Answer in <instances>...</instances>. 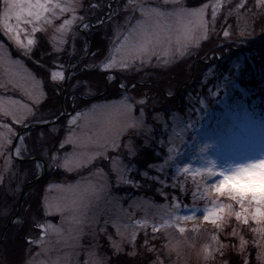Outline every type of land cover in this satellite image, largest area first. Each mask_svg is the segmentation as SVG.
<instances>
[{"label": "snow or ice", "instance_id": "6c2138e0", "mask_svg": "<svg viewBox=\"0 0 264 264\" xmlns=\"http://www.w3.org/2000/svg\"><path fill=\"white\" fill-rule=\"evenodd\" d=\"M115 2L117 3L115 8L112 7L113 0H107L103 4L92 3L90 9L93 14L108 9L104 14L97 16L93 23L88 16L77 14L81 7V0H0V31L15 45L21 55L31 59L34 49L39 44L38 34H45L49 28L53 29V34L48 42L52 52L59 54L65 51L70 35L74 44L75 38L82 33L90 32L94 28H106L112 24L114 39L110 43L107 54L98 64L87 65L89 69L95 68L107 73L105 78L111 83L115 79L113 72L127 71L134 67L137 61L144 64L148 63L152 56H157L158 63L163 58V63L168 64L176 58H183L186 54H190L191 50L200 48L203 41L210 39L220 10L224 6V0H214L210 4H202L193 8L187 7L185 0H164L165 5H171L170 8L150 6L145 0H125L122 7L120 0H115ZM246 7V0H239L229 15L234 12L239 18L240 10ZM255 7L264 9V0H255ZM209 8H211V21L206 19ZM122 13L123 30H121V24L116 21ZM210 24L213 26L211 31ZM241 34H249L247 26L241 29ZM223 35L225 39H229L230 29L223 30ZM87 47L86 43L85 51ZM33 62L36 63V61ZM236 67L239 69L240 65ZM63 68L62 64H57L56 70L51 71L50 79L53 84H62L66 79H70ZM225 81L231 89L232 85L228 84L227 78ZM8 86L18 90L37 109L47 99L43 79H38L21 60L13 59L6 45L0 43V88ZM120 87L126 89L127 86L121 83ZM230 99L231 91H225L224 96L217 103L231 111L245 115L254 113L255 105L253 103L250 106L245 102L246 94L245 98H238L234 103H230ZM145 103L144 99L136 101L141 108L139 116L135 115L136 104H133L124 92L119 100L103 104L95 103L78 110L75 114L67 116L64 135L54 149L50 151L46 146L43 147L40 154L49 160V169L56 167L67 173H82L85 169L89 171L87 175H80L74 183H49L46 192H56L60 195H46L41 207L44 217L58 216L59 223H53L47 219L38 220L33 216L32 224L39 230L40 235L28 240V244L41 248L38 256L48 252L44 245L50 236H55L58 242L62 240L67 244L69 238L78 241L84 235V226L90 220L99 223L102 211H98L92 217H89L88 213L94 206L98 207L101 201L111 204L115 199L111 191L112 176L116 177L117 187L122 184L140 186L131 179V172L135 170V165L125 163L121 150H126L129 159L135 158L137 149L132 140L131 134L133 133L143 136L144 147H150L154 129L146 123ZM18 112L21 114L17 115ZM64 115L63 111L59 115L51 114L54 118L44 114L38 115L37 110L28 103L0 96V116L11 117L13 124L23 127H31L35 124L49 125L46 132L41 131L39 141H43L46 136L55 138L60 133L61 129L57 126L56 120ZM29 118H32L31 123L26 124ZM16 135L9 124L0 122V156H4L7 152L3 170L0 171V184L4 181L5 173L11 172L15 161H25L29 158L25 139L30 133L19 135L17 137L19 142L14 150L9 151L12 137ZM176 135L178 139H182V133ZM126 136L128 139L124 141ZM174 150V148H169L168 151L172 153ZM172 159L171 155L167 158L169 161ZM98 161L107 162L108 168L105 169ZM33 164L36 174L42 175L44 164L34 158ZM149 168L153 166L149 165ZM153 170L162 171L163 169L161 167ZM208 171L210 173V170ZM177 172L184 175L192 173V179L195 180L196 177H201L202 170L193 171L185 167ZM141 175L145 178H152L149 177L147 171ZM152 179L154 182H159L158 178ZM196 195L203 198L202 192L193 193V196ZM173 207L178 208L179 205L174 204ZM209 215L210 213L206 211L204 214L206 221ZM191 218L193 217L174 215L171 220H164L160 227L167 228L173 225V221ZM236 220L243 225H249V219L241 213H237ZM13 223L22 226L25 221L16 219ZM104 223L106 225L108 221L105 220ZM251 223L256 224L257 221L253 219ZM113 226L116 227L115 224ZM135 227H147V221H136ZM153 230L159 231L156 227ZM65 231L68 236H65ZM101 231H106V229H101ZM251 231L260 237V240H254L253 243L258 249L257 259L264 261V245L260 242L264 241V233L258 232L256 228H251ZM117 233L119 234L118 227ZM237 233L236 229H233L232 235L236 236ZM109 239L111 240V237ZM135 239L134 231L129 238V243H134ZM112 243L116 251L121 250L115 241ZM246 244L247 241L241 242V251L245 250ZM69 260L70 255L65 254L63 258L57 257L50 262L37 261L34 258L29 264H69ZM85 264L88 262L85 261Z\"/></svg>", "mask_w": 264, "mask_h": 264}, {"label": "rangeland", "instance_id": "374dc122", "mask_svg": "<svg viewBox=\"0 0 264 264\" xmlns=\"http://www.w3.org/2000/svg\"><path fill=\"white\" fill-rule=\"evenodd\" d=\"M186 1L187 0H185V2ZM231 1L232 0H224V6L220 10V14L214 25V32H211L210 37L215 39V37L217 36L218 27H221L225 23V19L227 17L233 15L236 18L237 27H239L237 28V31L240 30L241 32V29H244L247 26V32L249 34L242 35L240 33L238 34V37H235V34L231 33V37L229 39H225L224 35L222 34L219 40L221 39L225 43L231 40L233 44L232 46L233 50L236 49V47L237 50H241L243 48H238L239 45L246 46L247 44L251 46L250 47L251 49L260 47V46L255 47V45L260 43L261 39L255 40L256 36H252L253 33H250L251 25H253V21L251 19L252 15H250L246 10L240 11L239 18L234 12L233 14L229 15V13L232 12L233 9H235V4L231 5L230 3ZM106 2L107 0H81V7L78 9L77 14L82 16L86 15L88 16V18L97 14L98 12H100V14L102 15L108 9H104L103 11H97L95 14H93L90 9V5L92 3L103 4ZM124 2L125 0H120L121 7L123 6ZM145 2L150 6H158L161 8L171 7V5H165L164 0H145ZM212 2H214V0H208L203 4H210ZM112 7L113 8L117 7V3L115 2V0H113ZM189 8H193V7H189ZM220 17L223 19H220ZM206 19L211 21V8H209L207 11ZM116 21H118L121 24V30H123V24H124L123 13L121 14L120 17L116 18ZM212 27L213 26L210 24L209 25L210 31ZM94 30L97 33L99 32L100 48L97 47L93 53H91V48H90L91 46L89 47V43H88L87 51H85L87 36H84V34L88 35L89 32L82 33L81 35L77 36L75 38L74 44H73V38L70 35L68 37V43L67 45H65V51L59 53L61 54V56L63 55V58H60L59 54L54 53L55 57H59V58L58 61L54 64V67L50 68L49 70V81L54 87L53 89L56 92V94L60 95V106L55 102L50 111L45 106L48 103L46 99L37 109L35 105H32V102L30 100H27L26 97L22 96L18 90L13 89L11 86H8L7 88H0V96L5 98H12L15 100H20L24 103H28L30 106H32L34 109L37 110L38 115L44 114L46 116H50V118H54V116H51V114L59 115L61 111L65 110L66 114L59 121H61L64 117H66L67 119V116H69L71 112L67 111L66 109L67 105L64 100L66 95V88L68 87L69 80L73 77L75 73V69L78 67V70L81 68L85 72L88 73L92 72L95 68L89 69L87 65L98 64L107 54L108 49L110 47V43L114 39V28L112 24H109L106 28L103 27L98 29L94 28ZM52 34H53L52 28H49L45 34H38L39 41L41 42V44L47 46L48 53H53L51 49V45L48 42ZM4 37L7 39V41L10 44H7L1 40L0 43L5 44L7 50L10 53L11 52L14 53V54L11 53L12 58L21 60L25 64V66L31 72H33V74L37 76L38 79H43L40 75L34 72V69L29 67V64L33 62V57L29 59L21 55V53L16 49L15 45H13L5 35ZM206 41L207 40L202 42L200 48L191 50L190 54H186L183 58H176L171 63L164 64L163 58H161L160 62L158 63L157 56H152L148 63L141 64L139 61H137L135 66L130 68L129 70L124 72L115 71L112 73V75L115 77V79L116 78L118 79L117 80L118 87L121 90L124 91L126 90L125 92L129 96L133 104H136L138 98L136 99L132 98L130 90L136 84L134 83L132 85H129L126 89L121 88L120 85L122 82L119 79V77H122V79L125 78V76L131 72V70L139 71V70L147 69L150 71H157L161 73L166 72V74L168 75L169 71L173 67L185 61L183 68L180 72V76H177L176 74L175 78L170 80V82L166 86L160 87V90L168 89L167 90L168 93H165L164 90L163 91L165 93V96L169 97L173 93H174L173 95H175L182 92L185 89V87H187L188 84L191 90L194 84L198 86L199 89H201L206 84H208L210 79L213 77V67L211 66V64L215 62V60L220 61L222 59V56L228 54V52L230 51V48H223L221 54L218 53L215 54L214 51H211L209 47H205V44L203 45V43L204 42L206 43ZM102 45L104 47H102ZM43 64L45 63L43 62ZM57 64H62L64 66L63 70L66 76L70 77V79H67L63 100H61V91L64 82L62 84H53L50 79V73L51 71L56 70ZM237 65L242 66L243 64L242 62H240ZM204 66H208V67L205 69ZM41 69L45 70L43 66H41ZM203 69L204 71H202ZM184 72L187 73L188 78L182 79L181 77H183ZM106 76L107 73H105V77ZM105 77L104 80L106 83V89L104 92H106L107 85L109 84V82L106 80ZM171 78H173V76H171ZM179 78H181L180 82H179ZM43 81H44V91L46 93V96L49 97V92L45 89L46 80L43 79ZM84 84L85 81L82 83V85ZM150 84L154 85V83H147L148 86H150ZM57 86H61V88ZM76 87H78V78L70 89L71 93L74 92L75 94H71L68 98V102H71L70 106L75 108L73 114H75L76 110H78V101L76 99H78L79 96L78 93H81L80 91L77 90L78 88L75 89ZM84 93H86V95H89L90 90L88 88H85ZM194 95L195 96L190 94L189 91L187 92V96L185 98L187 102L185 117L182 114H179L178 112H173L167 118H165V116L162 113H157L160 114L158 116L154 115L155 114L154 113L150 119L147 118V116L145 117L146 123L149 126H151L152 129L155 128L159 129L160 127V131L163 135V137L162 136L158 137V144H159L158 146L163 147L164 152L162 153V162L155 165V168L162 167L163 169L162 171H156L157 173L162 175V180H159L160 186L157 187V190L160 193V195L164 197L166 196V192H168V190H172V191L175 190L177 192L179 191L182 198L178 200L175 196H173L171 202L167 200L160 202V200L152 199V198L150 199L146 197L145 194H140L137 191L135 194H132L131 196V194H128V192L124 191L127 185L122 184L121 186L117 187L116 177L112 176L111 191L115 199L112 201L111 204L101 201L98 207L94 206L92 209L89 210L88 213L89 217H92L98 211H102L103 214L100 216L99 223L90 220L89 223L84 226V235H82L78 241L69 238L67 244L62 240L58 242L57 237L55 236H50L48 238V241H46L44 245V247L48 249V252L46 254H41L38 256L37 254L41 253V248L35 245L29 246L28 244V240L33 239L40 235L39 230L36 227H34L32 224L33 216H35L38 220L47 219V220H51L53 223H57V224L59 223L58 216L53 215L50 217H44L43 215V209L41 207V203L44 200V197L46 195H51V196L60 195V193H56V192H52V193L46 192L49 183H55V184L74 183L77 179H79L80 175H87L89 171L88 169H85L83 170L82 173H67L62 169L53 167V169L56 172L57 171L62 172V177L57 179L54 172H53L54 175L52 173H49L47 177V181L41 186V188L35 190L33 189L32 200L33 203L39 202V207L37 206L38 205L37 204L35 209H31V212L25 217L26 220H24L22 217L19 218L16 217V219H23L25 221V223L23 224V226L26 229L24 230L25 243L21 247V250H19L20 248L18 249L17 252L19 253V256H16L17 259H15L12 263L29 264V262L32 261L34 258L37 261L50 262L51 260L56 259L57 257L63 258L65 254H69L70 255L69 264H85V261H87L88 264H108L110 253H108L107 248L110 249L111 253H113L114 255L129 252L130 256L134 258H138L139 253L137 252V249H135V245L138 236L141 235V236H149V238L153 241L156 240L157 246L159 248V253H157L155 256H152L150 259L147 258V260L150 261V264H155L157 258L162 260L163 264H178L175 257L166 254V249L164 247L166 230L175 231V229H166L160 227L163 224L164 220L166 219L171 220L174 215L180 217L191 216L195 220H198L200 222V226L202 229L198 239L199 240L207 239L208 233L211 232L212 229L210 227V223L205 222L202 219L206 211L204 209L205 201L201 199L199 195L193 196V193L202 192L201 177H196L195 180H193L192 173L184 175L178 173L177 171L185 167L193 171H195L196 169H204L211 161H215L217 167L223 168L229 162L257 159L264 156V124H263L264 120L261 116L262 113L258 108L257 103H255V101L252 102V104L254 103V105H256L254 113H249L248 115H245L243 113L237 112L235 115H233V112H226L223 114L222 117L217 118L215 116L213 117V114L211 113V108L213 107V100L215 96L212 97L211 100L212 104L210 105V102L204 96H202L203 94L199 96L198 94L194 93ZM143 97L145 96L142 95L141 98ZM119 99H121V97ZM108 102L111 101L100 100L92 104L95 103L103 104ZM92 104H90L88 107H90ZM44 110L46 111L44 112ZM249 111L251 112L252 109H250ZM139 113H140V108L137 111H135V115L139 116ZM20 114L21 113L19 112L17 113V115ZM31 120L32 118H29V121H26V124L31 123ZM59 121H57V123ZM0 122L9 124V126L12 127L17 134L16 136L12 137V145L9 148V151H12L14 150L16 144L19 142L17 138L18 133L20 129L24 127L13 124L11 117L0 116ZM196 122H197V126H196ZM65 125H66V120H65ZM33 131H37V132L32 133ZM41 131L46 132L47 130H44V128H42L38 130H29L22 133V134L30 133V135H26V139H25V144L29 154L28 159L31 158L41 159L40 156L36 155L38 148L41 144V141H39V136ZM177 133H182V139L177 138L176 135ZM131 135H132V140L134 142V146L136 145L137 139H141L143 144H145V139L143 136L136 135L135 133ZM154 136L156 137V133H154L153 131L152 133L153 139ZM15 139H17V142L14 148L12 149ZM51 139L52 138L46 136L43 141L47 143ZM127 139H128L127 136L124 137V141H127ZM209 141L213 142V147L208 152L201 153L199 151L200 147L205 142H209ZM169 148H174L175 150L172 153H169L168 151ZM110 155H114V154L110 153ZM121 155L124 157L125 163L129 164V160L131 159H129L126 150L122 149ZM169 155L173 157V159L170 161L167 160ZM6 156H7V152L5 153L4 156H0V171L3 170L4 159ZM26 162H31V161H26ZM98 163L102 164L105 169L108 168L107 162L98 161ZM25 170H26V174L24 172L21 175V177H17L16 173L17 174L19 173V167L18 166L13 167L11 170L12 171L11 177H8L6 175L7 173H5L4 181L14 182L15 178H17V181L19 180V178H21L22 185L24 184L23 185L24 187L26 183L29 182L28 179L31 176L30 174L34 173L36 175L35 177L39 176L36 174V168L34 167V164H32L30 167L28 166L27 168H25ZM47 173H48V167H47ZM65 174L66 175L72 174L74 175V178L72 180L71 178L67 179ZM166 177H169V179L171 180L170 184L173 183L172 185L168 183ZM216 179H218V177H214L213 179L206 181V183L211 184ZM137 183L139 184L138 181ZM1 189L4 191V193H6V189L3 186H1ZM120 189L121 191H119ZM122 189L124 193L122 192ZM14 204H15L14 202H7L6 198L2 199V203H0V220L3 218L6 219L7 217L9 218L13 213H15L14 208L16 211L17 203L15 207ZM174 204L179 205V207L174 208L173 207ZM105 220L108 221L106 225L104 223ZM136 221H147V227L144 228L135 227ZM173 223H176L179 226V221H173ZM113 224H115L116 227H114ZM249 225H251L252 228L255 227V225L252 224L251 222H249ZM243 226H244L243 224L237 222L235 219H232L229 222L228 226L224 228L223 232L218 235V239L220 243L225 244L227 246H231L238 252L242 253L244 255L245 261L249 260L247 258L248 256L247 248L252 246L255 248V252H254L255 260L257 261L258 264H264V261L257 259L258 249L256 245L253 243L254 240H260V237L257 234L253 233L251 231V228L249 229L248 226H245L244 228ZM117 227L119 228V234L117 233ZM154 227L158 228L159 231H154L153 230ZM186 227L190 228L191 224H188ZM65 228H67V226H65ZM101 229H106V231H101ZM233 229H236L239 235H242L247 241L244 251H241L240 249L238 236L232 235ZM134 231L136 233V239L134 243H129V238L131 237ZM189 235H191V233H189ZM65 236H68L67 231H65ZM109 237H111V240L109 239ZM113 241H115L120 246L121 248L120 251H116V249L113 247V243H112ZM260 242L262 245H264V241H260ZM127 243L130 244L131 248L127 249L128 247ZM225 248H223L219 253L215 255L211 264H228L227 258L223 255V250ZM187 255H188L187 264H198L194 252L189 251Z\"/></svg>", "mask_w": 264, "mask_h": 264}, {"label": "trees", "instance_id": "16d2710c", "mask_svg": "<svg viewBox=\"0 0 264 264\" xmlns=\"http://www.w3.org/2000/svg\"><path fill=\"white\" fill-rule=\"evenodd\" d=\"M208 0H187L185 2L187 7H196L200 6L201 4L207 2ZM239 2V0H232L230 3L231 5L236 4ZM247 7L242 10H246L250 15H252L251 19L253 21V25H251L250 33H253L252 36H256L255 40H260L261 42L258 44H254L256 46H260L255 49H251L250 45L242 46L239 45L238 48H243L241 50L232 49V42L227 41L226 43L223 40H219L221 35L223 34V30L230 29L231 33L235 34V37H238V34H240V30L237 31V23L235 16H229L225 19V23L218 27L217 36L214 38L210 37L204 42L205 47H209L211 51H214V53L221 54L223 51V48H230V51L228 54H225L222 56V59L220 61L213 62L211 66L213 67V77L210 79L208 84H206L203 88L199 89L198 86L195 84L192 86V90L189 87V84L185 89L180 92L179 94L170 95L169 97L165 96V93H168V89L160 90V87L166 86L170 80L175 78V75L180 76V72L183 68V65L185 61L181 62L177 66L173 67L168 75L166 72H157V71H150L147 69L139 70V71H132L131 74L125 76V78L122 79V77H119L122 83H124L127 87L132 84H136L134 87L131 88L130 93L132 98H138L144 99L146 101L144 105V109L146 112L147 118H151L153 114L162 113L165 118L169 117L173 112H178L179 114H182L184 117L186 116V108H187V102L185 100L187 96V92L189 91L190 94L193 96L194 93L198 94L199 96L203 94L209 102L210 105L212 97L215 96L213 100V107L211 108V113L213 114V117H222L224 113L226 112H235L231 111L225 106L218 104L217 101L224 96L225 91H231V99L230 103H234L236 99L238 98H245V102L252 105V102L255 101L257 103L258 108L261 111V116L264 120V9H257L255 7V0H246ZM100 12L97 14L89 17V19L92 20L93 23L96 21V17L100 16ZM220 19H223L220 17ZM228 22V23H227ZM216 30V28H215ZM86 37V43L88 45V40L91 43V53H93L97 47L99 46V32L97 33L94 29L88 33V35H85ZM231 37V36H230ZM237 39V38H236ZM0 40L10 44L7 39L4 37L2 32L0 31ZM253 45V46H254ZM102 47H104L102 45ZM232 49V50H231ZM14 54L13 52H11ZM33 61H36V63L32 62L29 64V67L34 69V72H36L38 75H40L45 81V89L49 92V97H47V104L45 105L47 109L51 111L52 106L56 102L60 106V95L56 94L54 91V87L49 81V70L50 68L54 67V64L58 61V58H63V55L59 54V57H55L54 53H48L47 52V46L41 44L39 41V44L34 49L32 53ZM61 61V60H60ZM43 62L45 64H43ZM242 62V66L237 69L236 65L238 63ZM34 63V64H33ZM59 63V62H58ZM33 64V65H32ZM41 65L45 68V70L41 69ZM205 69L208 66H204ZM204 71V69L202 70ZM100 73V74H99ZM169 76V77H167ZM173 76V78H171ZM182 76V75H181ZM199 76V75H198ZM105 73L98 71L94 69L92 72L88 73L82 70L81 68L78 70V67L75 69V73L73 77L69 80L68 87L66 88V95H65V102H66V109L68 112H71L73 114L74 107L70 106L71 102H68V98L71 94H75L74 92L71 93V87L73 86L74 82L78 78V91L81 93H78V110L85 109L90 104L100 101V100H106V101H112L119 99L122 93H124V90H121L118 87L117 78L113 80L111 83L107 85L106 92V83L104 80ZM183 78H188L187 73L184 72ZM181 78H179V82L181 81ZM225 78H227L228 84L232 85L231 89H229L228 85H226ZM85 81V84L82 85V83ZM147 83H154V85L148 86ZM182 83V82H181ZM61 88V86H57ZM56 87V88H57ZM126 87V88H127ZM85 88H88L90 90L89 95H86L84 93ZM76 90V91H77ZM77 91V92H78ZM84 93V94H83ZM100 95V96H99ZM145 96L141 98V96ZM96 96V97H94ZM98 96V97H97ZM84 97V98H83ZM76 98V97H75ZM74 98V99H75ZM256 106V105H255ZM141 108V106L136 105V111ZM46 109V110H47ZM251 107L249 108V110ZM44 110V112L46 111ZM76 110V111H78ZM241 113V112H238ZM65 120L66 117H64L61 121L58 123L56 122L57 126L60 127L61 131L60 133L55 137L49 140L47 143L45 141H41V144L38 148L37 154L40 156L41 159H44L47 167L49 165V160L43 156H41V150L43 147H47L50 151L54 149V146L58 144L59 139L64 135V128H65ZM152 120V119H151ZM264 124V123H263ZM197 126V122H196ZM49 126L45 127L44 130H47ZM37 132L33 131L32 133ZM154 133H156V137L154 136V139L151 141L150 147H144V144L141 139H137L136 142V149H137V155L134 159L129 160V165H135V170L131 172V179L135 180L136 182H139V187H133L131 185H127L124 189L125 192H128V194H135L136 191L140 194H145L146 197L160 200V202H163L165 200L171 202L172 197L175 196L178 200L181 197V194L179 191L175 190H168L166 192V196L160 195V193L157 190V187L160 186L159 182H154L152 178H158L159 180H162V175L157 173L155 170V165L162 162V153L164 152V148L161 146H158V137L162 136V133L159 129L155 128ZM141 138V137H140ZM156 138V140H155ZM38 144V143H37ZM36 144V145H37ZM33 164V161L31 162H23V161H15L14 166L19 167V173H16L17 177H21V175L25 172V168L28 166L30 167ZM149 165H152L153 168H149ZM147 171L149 177L152 178H145L141 175V173ZM16 172V171H15ZM55 173L56 178L59 179L62 177V172L55 171L53 168L49 169L48 167V174L49 173ZM171 172V171H170ZM11 172H8L6 175L8 177H11ZM28 181L34 180L36 175L30 174ZM54 175V174H53ZM68 178H71V180L74 178V175H66ZM47 176H45L38 184L30 185L29 190L27 191L25 197H24V203L22 206V209L20 213L18 214V217H22L24 220H26V216L31 212V209H35L36 205L39 207V202L33 203V189H39L41 186L47 181ZM168 183L170 184L169 177H166ZM172 183V182H171ZM138 184V183H137ZM173 184V183H172ZM170 184V185H172ZM24 185V184H23ZM21 178L17 181V178H15L14 182H7L3 181L1 186H3L6 189V193L1 189L0 190V203H2V199L6 198L7 202H14V207L17 203L19 194L21 189L23 188ZM8 187V188H7ZM21 187V188H20ZM10 189V190H9ZM32 189V190H31ZM31 190V191H30ZM121 191V189L119 190ZM123 189L122 192L124 193ZM35 204V205H34ZM15 212V208H14ZM7 220L1 219L0 220V235L3 231ZM248 226L249 229L252 228L250 225H244ZM242 228V225H241ZM25 227L22 225H16L12 224L4 237V240L0 244V259L4 264H11L15 259H17L16 256H19V253L17 252L18 249L21 250V247L25 243ZM127 249L131 248L130 244L127 243ZM107 248V247H106ZM135 249H137V252L139 253L138 258H134L130 256L128 253H121L114 255L111 253L110 249L107 248L108 253H110V257L108 260V264H150V261L147 260V258H151L152 256H155L157 253H159V248L157 246L156 240H151L149 236H138ZM248 249V256L249 259L247 261V264H258L257 261L254 258V252L255 248L250 246ZM223 255L227 258L228 264H245L244 255L237 250H235L231 246H227L223 250ZM13 264V263H12Z\"/></svg>", "mask_w": 264, "mask_h": 264}, {"label": "clouds", "instance_id": "9594fccd", "mask_svg": "<svg viewBox=\"0 0 264 264\" xmlns=\"http://www.w3.org/2000/svg\"><path fill=\"white\" fill-rule=\"evenodd\" d=\"M212 147L213 142H205L199 151L205 153ZM201 170L204 209L210 213L207 221L204 216L202 219L210 223L212 231L208 233L207 239L199 240L202 229L200 222L194 218L179 220V226L173 223L167 227L175 231L165 232L166 254L175 257L178 264H187L189 251L194 252L198 264H211L215 255L227 247L220 243L218 235L232 219L236 220L237 213L246 215L249 222L255 219L257 223L254 228L264 233V156L229 162L223 168L211 161ZM214 177L218 179L211 184L206 183ZM188 224H191L190 228L186 227ZM236 236L240 244L246 241L239 233ZM155 264H163V261L157 258Z\"/></svg>", "mask_w": 264, "mask_h": 264}, {"label": "water", "instance_id": "95a60500", "mask_svg": "<svg viewBox=\"0 0 264 264\" xmlns=\"http://www.w3.org/2000/svg\"><path fill=\"white\" fill-rule=\"evenodd\" d=\"M89 43V47L91 46L90 44V41L88 42ZM91 48V47H90ZM66 83H67V79L64 81L63 83V86H62V91H61V100H63V95H64V92H65V86H66ZM63 112L66 114L65 110H63ZM63 116H60V119L62 118ZM59 119V120H60ZM59 120H56L59 121ZM49 125L47 124H44V125H40V124H37V125H33L31 127H24L22 129H20L19 133H18V136L21 135L23 132L25 131H29V130H38V129H42V128H45ZM17 142V139H15L14 143H13V146H12V149L14 148L15 144ZM35 160H39L41 161L43 164H44V169H43V174L42 175H39L37 178H35L34 180L32 181H29L28 183H26V185L23 187V189L21 190L20 194H19V198H18V202H17V205H16V212L14 215H12L9 220L7 221L4 229H3V233H2V236L0 237V244L2 243L3 239H4V234L5 232L8 230V228L10 227L11 223L13 222V220L15 219V216L18 214V212L21 210V207L23 205V199H24V196H25V193H26V188L31 185V184H37L39 183L46 175L47 173V167H46V163L44 162V160L42 159H39V158H34ZM26 161H33V158L31 159H27L25 160L24 162Z\"/></svg>", "mask_w": 264, "mask_h": 264}, {"label": "flooded vegetation", "instance_id": "af4514ba", "mask_svg": "<svg viewBox=\"0 0 264 264\" xmlns=\"http://www.w3.org/2000/svg\"><path fill=\"white\" fill-rule=\"evenodd\" d=\"M46 175H48V173H46ZM28 190H29V186L26 188V193H27ZM26 193H25V195H26ZM24 197H25V196H24ZM21 209H22V207H21ZM20 211H21V210H20ZM19 213H20V212H19ZM19 213H18V214H19ZM18 214H17L16 217H18ZM9 218H10V217H9ZM15 219H16V218H15ZM15 219H14V220H15ZM14 220H13V221H14ZM12 224H13V222L11 223V225H12ZM11 225H10V226H11ZM6 232H7V231H6ZM6 232H5V234H6ZM2 233H3V231L1 232L0 237L2 236ZM5 234H4V237H5ZM3 240H4V239H3ZM0 264H4V263L2 262L1 259H0Z\"/></svg>", "mask_w": 264, "mask_h": 264}]
</instances>
